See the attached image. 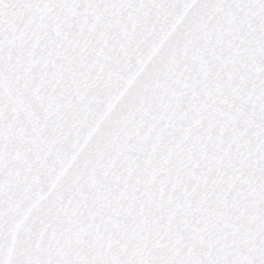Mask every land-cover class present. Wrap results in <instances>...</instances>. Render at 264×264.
<instances>
[{
  "label": "snow or ice",
  "instance_id": "obj_1",
  "mask_svg": "<svg viewBox=\"0 0 264 264\" xmlns=\"http://www.w3.org/2000/svg\"><path fill=\"white\" fill-rule=\"evenodd\" d=\"M0 264H264V0H0Z\"/></svg>",
  "mask_w": 264,
  "mask_h": 264
}]
</instances>
